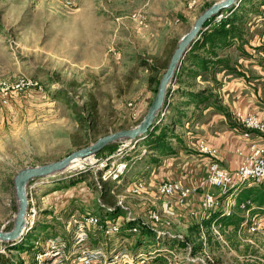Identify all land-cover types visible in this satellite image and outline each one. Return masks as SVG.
Listing matches in <instances>:
<instances>
[{"label": "rangeland", "instance_id": "obj_1", "mask_svg": "<svg viewBox=\"0 0 264 264\" xmlns=\"http://www.w3.org/2000/svg\"><path fill=\"white\" fill-rule=\"evenodd\" d=\"M216 1L0 0V82H29L21 91L10 93L6 104L0 102V229L9 230L13 225L18 206L13 184L17 171L58 160L102 135L141 121L178 40ZM260 10L246 16L243 42H239L243 52L224 50L231 66L238 73L246 72L254 83V71L243 59L264 65V56L259 53H264V5ZM258 40V46L250 45ZM208 75L210 72L189 80L183 76V82L167 86L171 95L166 97L155 124L167 125L169 133L178 135L181 143L187 139L186 132L193 131L195 122L194 109L183 104L184 92L212 94L208 100L221 104L214 89L220 87L222 78L212 81ZM259 82L264 85V79ZM168 107H179L176 111L186 112L188 117L178 116L182 124H176L171 119L176 115ZM250 132L264 138L262 133ZM168 141L176 154L180 150L191 153L187 152L191 151L189 146L179 145L175 138ZM150 156L156 157L155 165ZM172 157L171 163L158 167L166 157L145 150L142 140L116 141L75 167L30 181L26 185V220L31 207L35 215L25 230L27 239L22 240L29 250L27 255L11 250L13 258L30 261L48 236L67 234L65 227L71 215L100 204L113 207L120 202L125 209L116 207L151 227L149 211H159L161 202L168 200L174 214L162 215L168 223L154 228L169 238L185 235L190 223L201 220V201L199 209L192 203V195L180 204L158 192L159 183L171 179L165 177L177 176L180 170L177 164L181 159ZM172 167V175L164 177V171ZM210 191L220 193L218 189ZM95 212L104 218L103 211ZM262 217L255 222L256 229L245 228L236 234L228 228L222 232L203 228L200 238H192L202 240L200 250L191 254V245H187L184 250L171 251L170 258L173 264H264ZM91 236V244L102 246L108 256L124 249L144 259L154 248L147 238L137 244L138 232L122 226L110 236L99 230Z\"/></svg>", "mask_w": 264, "mask_h": 264}, {"label": "built area", "instance_id": "obj_2", "mask_svg": "<svg viewBox=\"0 0 264 264\" xmlns=\"http://www.w3.org/2000/svg\"><path fill=\"white\" fill-rule=\"evenodd\" d=\"M222 17V13L214 16V20ZM28 81H17L12 84L0 82V102L6 104L10 93L21 91ZM240 125L244 128V134L250 131H256L264 134V118H260L254 113L246 114L238 119ZM198 149L209 157L206 163V178L203 183L209 187H214L220 193H213L209 189L203 192L201 200L200 218L209 217L214 211H221V215L231 216L234 211V195L246 184L257 185L264 183V148L257 142L249 143V152L244 155L242 161L233 171L227 170L217 160L215 150L209 147L204 141L198 143ZM119 177L114 174V177ZM196 191L194 187L184 186L178 180H165L159 183L158 192L165 197L175 198L178 203L184 204L186 199ZM223 193V195H221ZM246 203L249 201L246 200ZM245 203L239 206L244 207ZM103 210L104 218L101 219L96 212L86 210L78 215H71L66 224L67 234H52L45 239L36 251L33 252L29 264H133V255L124 249H121L108 256L107 251L100 245L91 244V233L97 230L101 231L104 236H110L120 231L121 226L126 221L136 220L129 212L126 214L115 213L116 206L124 208L120 202L110 207L103 204L99 205ZM115 213V215H112ZM171 216L173 211L168 200L161 202L159 211H149L148 218L151 221L152 229L158 234H163L161 229H156L157 224L166 225L168 220H162V215ZM264 214V213H263ZM261 214H254L249 218V210L244 211V220L238 233L245 228L254 230L257 228L255 222L262 219ZM29 219H27L26 230L33 223L35 210L33 207L29 210ZM256 219V221H255ZM221 223L214 219L210 228L221 230ZM209 228V230H210ZM225 229V228H223ZM129 231L137 232L138 226L134 225ZM203 231V228H202ZM201 231V232H202ZM200 232V233H201ZM170 236V235H169ZM173 238H183L181 235H172Z\"/></svg>", "mask_w": 264, "mask_h": 264}, {"label": "trees", "instance_id": "obj_3", "mask_svg": "<svg viewBox=\"0 0 264 264\" xmlns=\"http://www.w3.org/2000/svg\"><path fill=\"white\" fill-rule=\"evenodd\" d=\"M262 5H264V0H259L258 2H256V0H237L234 5L222 11V17L220 19L214 20V18L211 17L207 20L204 24L206 28L182 57L171 82H183V76L186 79H192L206 72H210L213 78V73L219 66L226 68L229 72H235L241 75L234 67L229 65L227 58L218 54V50L228 48L234 44L235 41L242 39L247 14L261 11L260 7ZM237 48L239 49L241 47L237 45ZM168 89L166 91L164 104L166 97L171 95ZM182 95L186 96V100L183 101V104L193 103L195 105L200 103L206 104L208 103L209 97L213 96L212 94H203L198 91L184 92ZM213 101L214 103L216 102L215 99ZM214 106L225 115L229 126L239 129L241 132H245L240 123L232 118L230 112L227 111L222 104H216ZM163 126L154 124L152 129L146 133L142 139L145 150H152L160 155H167L175 152L168 139L175 138L176 141L181 142L180 138L174 133L170 134V129L167 125ZM150 160L153 163L157 161L156 157L153 156H150ZM234 199L235 205L238 208L231 216L227 217L221 215V211L216 210L209 217H205L199 221L195 220L190 223L187 227V233L183 238H169L168 235L158 234L148 225L138 223L136 220L126 221L122 225V229L124 230H129L134 225L138 226L137 244H143V240L147 238L148 244L154 245V248L145 255L146 258L137 259L133 257V264H173L170 258V252L173 250H184L187 245H191L190 252L191 254H195L202 248L203 242L201 239H199V241H193L192 238H200L199 234L202 228H205L209 232L211 222L214 219L221 223V230L223 228H228L235 234L238 233L244 220L242 213H244L245 210H249L250 213L252 212L254 214L260 212L264 213V183L257 186L251 185L241 187L234 195ZM246 200L249 202L246 203ZM241 203H245L243 208L239 206ZM157 235H159L162 240H160V238H155ZM26 239V235H24L19 241L1 242L0 264H29L30 261L27 262V258L17 262L11 254V250H16L18 253L24 252L27 255L29 245H26V243L22 241ZM188 264L191 263L189 262Z\"/></svg>", "mask_w": 264, "mask_h": 264}, {"label": "crops", "instance_id": "obj_4", "mask_svg": "<svg viewBox=\"0 0 264 264\" xmlns=\"http://www.w3.org/2000/svg\"><path fill=\"white\" fill-rule=\"evenodd\" d=\"M247 19V17H246ZM247 26V22L244 25V28ZM244 28H243V34L242 38L244 37ZM264 35V32L262 33ZM239 42H243V39L235 41L234 44L229 46L228 48H225L223 50H218V54L222 57H227L228 63L231 66L230 59L226 54H224V50L229 48H235L239 52H243L242 45H239ZM261 44V42L253 43L250 42V45L253 47L258 46ZM237 45H239L241 48H237ZM250 47V48H252ZM252 49V51H254ZM222 52V53H221ZM262 56H264V53L259 52ZM222 54V55H221ZM247 55V54H246ZM249 56V55H248ZM248 62L250 63L251 69L254 71L252 73L253 81H256V83L251 82L250 78H247L248 75L246 72L244 74L241 73V75L236 74L235 72H229L226 70V68H222L219 66L215 71L213 78L211 75H208L210 80H220L222 78V83H220V87L214 91L217 94V98L220 100V103L224 106V108L230 112L232 118L238 122V119L242 116H245L249 113H254L258 115L260 118H264V85L262 86L260 80L264 79V65L262 63H256L254 60L252 62L243 59V63ZM219 70V71H217ZM237 71V70H236ZM201 75H197L196 77H199ZM189 80V79H187ZM249 84L252 85V87L249 86ZM213 91V92H214ZM182 97L186 96L181 95ZM187 106H191L194 111L192 115V119L195 121L194 126L192 128V132L187 131L186 140L182 141L183 144H186L191 148V153H187L184 151H178L163 155L166 158L164 159V163L159 165L158 167H164L171 163V161L174 159L172 155H175V157H179L181 159L182 163L177 164L178 168L180 167L179 172L177 173V176L175 177H165L166 175L173 173L174 167L168 169L166 172L164 171V177L165 178H171L168 180H179L183 185H188L190 187H194L196 191L192 194V203H197L198 208L200 209V201L202 199L203 192L206 189H216L211 188L207 186L205 183H203L204 176L206 174V163L209 159L207 155L200 152L198 149V143L200 141H204L209 147L213 148L215 150V155L217 157V160L227 170L233 171L237 168V166L242 161L244 155H246L249 152V143L252 141L257 142L260 146L264 148V138L255 135L253 132H249L247 135L244 134V132H241V130L236 129L234 127H231L228 125V122L226 120L225 115L216 109L214 106V101H209L208 103H200L198 105L195 104H186ZM181 108H187V107H181ZM169 111L173 112V114L176 115L172 119L173 122H176V124H182L178 121V116L181 118L188 116L186 115V112L178 113L176 110L179 109V107H168ZM176 111V113H174ZM181 114V115H179ZM170 116V115H169ZM175 118V120H173ZM189 120V119H188ZM186 127V125H185ZM179 137V136H178ZM174 139V138H171ZM181 141V139H180ZM181 142H178L179 145H182ZM172 147L175 150V147L172 145ZM158 154V153H157ZM171 155V156H170ZM170 156V157H168ZM154 157V156H153ZM162 157V155H161ZM155 165L156 163H153ZM162 173V171H161ZM172 175V174H171ZM164 178V179H165ZM174 178V179H172ZM163 180V178L161 179ZM263 184V183H260ZM257 184V185H260ZM254 185V184H253ZM252 185V186H253ZM254 185V186H257ZM245 186H251V184H246ZM190 200V199H189ZM96 206L94 209H89L91 211H98L102 210L97 209ZM119 208V207H117ZM234 211L238 208L236 205L234 206ZM120 209V208H119ZM86 211V210H84ZM82 211V212H84ZM115 212H117L115 210ZM191 212V211H190ZM201 212V209L199 210ZM118 214H122L123 216L126 214L125 212L121 211L117 212ZM257 214V213H256ZM263 213H258V215ZM191 215V214H190ZM249 218L254 215V213L249 212ZM242 216L244 218V213H242ZM92 237V236H91Z\"/></svg>", "mask_w": 264, "mask_h": 264}, {"label": "water", "instance_id": "obj_5", "mask_svg": "<svg viewBox=\"0 0 264 264\" xmlns=\"http://www.w3.org/2000/svg\"><path fill=\"white\" fill-rule=\"evenodd\" d=\"M237 0H219L206 7L194 20L191 27L178 40L165 70L160 76L157 91L150 102L146 113L141 121L134 127L119 129L98 137L92 143L74 150L64 157L39 166L24 167L17 171L13 178L15 196L18 201L17 211L14 217L13 225L9 230L0 229V242H15L23 237L26 226V210L28 198L26 194V185L35 178L45 177L61 172L71 166L75 159L87 158L104 148L107 144L116 141H140L146 133L152 129L156 122V117L162 109L166 89L172 81L175 70L181 62L182 57L190 46L199 38L201 32L206 28L205 22L214 17L224 9L234 5Z\"/></svg>", "mask_w": 264, "mask_h": 264}, {"label": "bare ground", "instance_id": "obj_6", "mask_svg": "<svg viewBox=\"0 0 264 264\" xmlns=\"http://www.w3.org/2000/svg\"><path fill=\"white\" fill-rule=\"evenodd\" d=\"M89 157V156H88ZM87 157V158H88ZM87 158H77V159H75V160H73V162L71 163V166H73V167H75L76 165H79V164H81V161L84 159H87Z\"/></svg>", "mask_w": 264, "mask_h": 264}]
</instances>
